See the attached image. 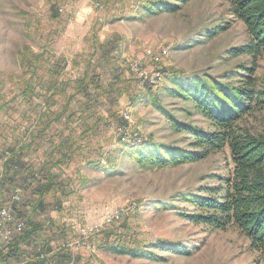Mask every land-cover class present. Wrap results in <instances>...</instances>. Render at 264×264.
Instances as JSON below:
<instances>
[{
    "label": "rangeland",
    "instance_id": "374dc122",
    "mask_svg": "<svg viewBox=\"0 0 264 264\" xmlns=\"http://www.w3.org/2000/svg\"><path fill=\"white\" fill-rule=\"evenodd\" d=\"M147 1L0 0V191L7 204L21 190L13 207L15 220L25 224L0 245L4 264H28L39 255L47 264H264V253L237 229L212 231L181 216L195 210L180 199L183 194L215 185L212 176L232 167L227 149L200 162L154 169L121 156L123 136L184 146L191 140L173 132L152 100L183 122L203 126L189 105L166 96L168 73L223 78L247 67L264 85V56L223 60L248 42L225 0H189L174 14L143 17ZM224 22L225 31L202 37ZM83 80L89 95L78 88ZM30 83L34 94L25 101ZM236 126L264 138V112ZM108 160L119 164L115 170ZM48 171L64 186L40 200L36 189ZM32 223L39 230L20 241ZM159 240L184 244L192 255L155 250L159 261H152L106 250L112 243L149 248Z\"/></svg>",
    "mask_w": 264,
    "mask_h": 264
},
{
    "label": "trees",
    "instance_id": "16d2710c",
    "mask_svg": "<svg viewBox=\"0 0 264 264\" xmlns=\"http://www.w3.org/2000/svg\"><path fill=\"white\" fill-rule=\"evenodd\" d=\"M188 1L148 0L141 5V16L174 14ZM225 1L229 5L230 16L241 21L246 28L248 42L240 48L227 51L223 60L242 55L253 59L264 56V0ZM227 25L224 22L214 28H208L202 37L213 39L225 31ZM38 60L39 56L29 62L31 69L36 67L35 62ZM236 70L223 78L208 74L187 76L184 73H168L166 77L170 86L164 90L166 96L189 105L195 115L202 119L203 126L183 122L172 114L173 112L161 106L160 102L152 100L151 103L170 123L173 132L185 134L187 140H191L184 146L185 142L158 144L152 140L136 142L133 138L131 142L123 136L120 141L124 143L125 148L121 150V156L129 158L141 169H154L200 162L212 153L227 149L232 167L212 176L215 185L202 188L198 193L183 194L180 199L195 210L187 211L181 216L188 222L203 225L212 231H225L228 227H233L249 240L254 251L264 253V138L244 134L236 126L245 116H252L257 111L264 112V85H260L255 78L254 69L241 67ZM239 70L242 72H238ZM93 78L94 83L95 77ZM78 88L82 93L89 95V85H85L84 80L79 82ZM23 94L25 101L32 100L30 97L34 94L33 84H28ZM191 115L189 111L187 116ZM126 125L125 123L124 126ZM71 147L72 143L70 149ZM68 157L69 155L62 156L55 163L56 166ZM10 163L11 159L7 160L3 167L9 168ZM118 165L114 160H108L106 164L113 170ZM94 167L97 166L93 165ZM63 186L48 171L45 182L36 190L41 200L55 189L62 190ZM42 202H39L40 206ZM160 206L164 209V206ZM38 230V226L32 223L30 230L25 232L20 241H29ZM106 250L117 255L152 261H159L155 250L185 257L192 255L189 247L184 244L161 240L150 244L149 248L112 243L106 245ZM14 251L19 249L15 248ZM10 255L9 253L8 256ZM39 257L40 255L30 260L28 264L48 263V259L40 260Z\"/></svg>",
    "mask_w": 264,
    "mask_h": 264
},
{
    "label": "built area",
    "instance_id": "2783aa9c",
    "mask_svg": "<svg viewBox=\"0 0 264 264\" xmlns=\"http://www.w3.org/2000/svg\"><path fill=\"white\" fill-rule=\"evenodd\" d=\"M136 72H139L137 66L134 67ZM141 77H145L144 74H139ZM21 190L17 189L13 193L12 203H4L3 195L0 191V245L10 239L15 234H21L25 229V224L23 222H18L15 220L14 207L13 204H17L21 200ZM122 211V210H121ZM119 216L115 220H119ZM0 264H4L0 260Z\"/></svg>",
    "mask_w": 264,
    "mask_h": 264
},
{
    "label": "bare ground",
    "instance_id": "6f19581e",
    "mask_svg": "<svg viewBox=\"0 0 264 264\" xmlns=\"http://www.w3.org/2000/svg\"><path fill=\"white\" fill-rule=\"evenodd\" d=\"M161 76V75H160ZM158 77H159V75H158ZM159 79V78H158ZM156 80L157 79H154L153 81H152V83L154 84V83H156ZM154 85H156V84H154Z\"/></svg>",
    "mask_w": 264,
    "mask_h": 264
},
{
    "label": "crops",
    "instance_id": "0c3cea01",
    "mask_svg": "<svg viewBox=\"0 0 264 264\" xmlns=\"http://www.w3.org/2000/svg\"><path fill=\"white\" fill-rule=\"evenodd\" d=\"M21 245L23 246V243L18 244V245H17V248H20Z\"/></svg>",
    "mask_w": 264,
    "mask_h": 264
}]
</instances>
